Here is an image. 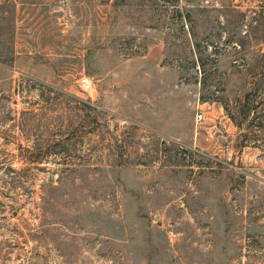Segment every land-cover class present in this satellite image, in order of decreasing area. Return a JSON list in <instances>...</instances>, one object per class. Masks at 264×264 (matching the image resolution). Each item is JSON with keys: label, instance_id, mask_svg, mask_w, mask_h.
Instances as JSON below:
<instances>
[{"label": "rangeland", "instance_id": "374dc122", "mask_svg": "<svg viewBox=\"0 0 264 264\" xmlns=\"http://www.w3.org/2000/svg\"><path fill=\"white\" fill-rule=\"evenodd\" d=\"M0 264H264V0H0Z\"/></svg>", "mask_w": 264, "mask_h": 264}, {"label": "built area", "instance_id": "2783aa9c", "mask_svg": "<svg viewBox=\"0 0 264 264\" xmlns=\"http://www.w3.org/2000/svg\"><path fill=\"white\" fill-rule=\"evenodd\" d=\"M80 85L82 86V88L84 90H89L90 87H91L90 82L86 78H81L80 79ZM196 119H197V121H201L202 120V114L201 113L197 114Z\"/></svg>", "mask_w": 264, "mask_h": 264}]
</instances>
